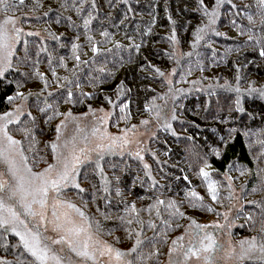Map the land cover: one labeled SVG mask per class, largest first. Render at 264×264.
Listing matches in <instances>:
<instances>
[{"label": "trees", "instance_id": "16d2710c", "mask_svg": "<svg viewBox=\"0 0 264 264\" xmlns=\"http://www.w3.org/2000/svg\"><path fill=\"white\" fill-rule=\"evenodd\" d=\"M255 2L224 0L214 25L220 35L209 33L199 42L195 39V30L207 23L199 0H84L79 15L72 5L79 7L80 0H39L41 6L35 9V0H24V5L11 13L20 19L27 33H38L22 38L17 53L20 60L14 59L15 70L0 80V114L11 109L13 101L8 97H15L17 91L27 97V113L20 118V124H10L8 129L14 138L22 141L25 149L30 138L25 139L18 128L23 125L32 129L34 148L32 152L26 151L30 160L35 155L52 162L50 144L55 141V129L64 115L49 120L51 110L47 114L39 111L46 103L61 114L84 115L89 113V107L110 110L112 125L117 129L152 119L155 115L152 106L157 105L160 120H167L172 126L157 130L143 161L127 154L106 156L102 166L109 182L107 193L103 191L100 173L87 165L78 178L85 191L67 190V199L80 206L88 217L99 220L102 237L121 251L133 246L135 232L141 230V225L135 223L137 219L144 222L141 239L146 243L163 228L161 219H170L171 210L166 209L170 200L175 201L184 217L203 214V209L193 208L186 199L193 190L206 195L203 203L208 202L213 211L220 210L218 200L212 201L206 183L201 182L204 178L199 170L204 168L205 161L210 165L205 171L218 185L235 168L244 173V180H240L245 185L247 202L236 218L232 236L239 240L259 238L260 208L249 202L264 203L261 187L264 145L259 143L264 141V97L258 92L249 94L248 88L250 85L264 88V57L259 55L254 42L248 40L247 30L252 26L245 15L256 11ZM214 3L215 0H204L209 9ZM89 12L93 19L85 32L83 20ZM105 32L108 36L102 35ZM173 33L175 42L170 39ZM24 41H27L26 59ZM72 44L79 46L76 52L79 62L74 57ZM93 44L96 52L92 51ZM36 72L43 74L44 79L35 75ZM170 73L174 76L171 85L167 83ZM237 87L239 93L235 91ZM69 90L73 93L71 100L67 98ZM81 93L91 94V98ZM238 96L242 111L237 110ZM123 104L128 105L126 120L120 119L124 115ZM172 115L176 116L175 120L171 119ZM144 164L149 166L155 187L145 175ZM46 166L41 162L34 170ZM117 187L120 196L116 195ZM253 188L257 190L254 192ZM157 198L165 201L160 206V218L155 211L151 214L148 211ZM133 204L138 217L126 211V205L130 208ZM102 213L109 218L105 219ZM248 214L253 220H246ZM121 216L125 221L132 219L133 224L122 222ZM172 219L180 227L168 230L167 243L157 244L159 255L154 260L159 264H163L170 239L180 234L188 221L180 217ZM149 220L157 229L147 227ZM125 229L132 230V239ZM15 253L11 245L7 249L0 246V257H15Z\"/></svg>", "mask_w": 264, "mask_h": 264}, {"label": "snow or ice", "instance_id": "6c2138e0", "mask_svg": "<svg viewBox=\"0 0 264 264\" xmlns=\"http://www.w3.org/2000/svg\"><path fill=\"white\" fill-rule=\"evenodd\" d=\"M224 0H215L214 5L209 9L204 4V0H199V8L207 23L196 28L194 36L197 42L203 40L209 33L216 32L214 25L219 16V9ZM84 0H80V6L75 4L72 7L79 15L83 9ZM24 5V0H0V80L6 78V75L15 70L14 59L20 60L17 55L18 45L21 40L22 28L18 26L19 20L11 13ZM39 0H35L33 9L40 7ZM95 8V3H92ZM235 7V5H233ZM255 12H246V18L249 25L247 35L248 40L253 41L259 49V55L264 57V0H256ZM71 22V17L68 18ZM93 19L92 12H89L83 20L85 32ZM171 19V18H169ZM257 24L259 30L257 31ZM27 35H38V33H27ZM108 36V33H102ZM58 39V38H57ZM91 41V37H88ZM175 42V33L170 37ZM25 59L27 53V41H24ZM119 47V45H117ZM196 45L194 44L193 47ZM77 44H72V51L75 59L79 62L80 57L76 55ZM139 48V45H134ZM92 51L96 52V46L92 45ZM191 55V53H189ZM63 65V60H61ZM160 76L164 73L156 69ZM43 80V74L36 72ZM52 75L55 77V69H52ZM68 80L67 77L63 78ZM167 79V78H166ZM239 79V77H237ZM71 83V81H68ZM171 85V80H167ZM45 87L47 81L44 80ZM21 85L17 81V88ZM79 87V84L76 85ZM171 91V87H170ZM240 92L239 87L235 89ZM258 92L264 97V88L257 89L249 86L248 93ZM51 95V94H50ZM73 93L67 91V98L71 100ZM81 96L91 98V94L81 93ZM26 100L22 92L17 91L15 97H8L9 101L15 99ZM108 103L112 101L109 99ZM239 96L237 97V110L239 107ZM127 104L121 106V113H124L120 119L126 120L128 113H125ZM51 110L48 119L64 115L65 119L57 125L55 132V141L50 144L52 162L48 163L43 157L33 156L30 160L27 152H32L35 144V137L32 135V129L21 125L18 131L22 132L25 139H29V147L24 148L22 141L15 139L10 133L8 126L10 124H20V116L23 115V104L18 105L14 111L6 112L0 116V239H6L9 233L18 238L14 248L15 261L0 259V264H159L154 257L159 255L156 248L158 243H167L168 230L179 228L180 224L172 219L175 217L189 220L185 228V235H181L172 241L168 249V264H245L246 261L252 264H264V203L250 201L260 208V220L258 231L259 238L252 236L238 242V247L233 245L229 238L227 245L221 244L208 229H218L222 227L219 224L202 225L197 223L191 217H184L176 206L175 201H168L166 209L169 211L170 219H161V228L147 243L141 239L144 222L137 219L135 223L141 225V230L135 232V242L128 251H121L112 244L103 240V228L99 220H94L86 215L82 208L78 207L70 199H67L69 189H76L78 193L85 191L80 186L78 178L81 169L86 165L91 166L94 171H98L103 181V191H109V182L104 175L102 161L106 156L119 155L123 157L127 154L130 157L143 161L139 147L140 141L136 139V126L120 130V135H113L107 131L106 124L110 113L103 109L94 110L89 107V113L95 117V122L91 125L90 131L87 127H81L79 117H74L71 112L61 114L52 104H45V107L39 111L47 114ZM96 111L102 113L96 117ZM151 111L155 112L156 118H161L159 106L153 105ZM31 117V113H28ZM175 120L176 116L172 115ZM34 120V118H33ZM69 121L75 125V134L68 138L63 137V131L67 129ZM148 121H141V124H147ZM164 127L171 129V124L165 120ZM132 133L130 136L129 133ZM175 135V132L172 133ZM264 145V141H259ZM137 145L133 150L132 146ZM215 151V150H214ZM219 155L218 152H216ZM43 162L47 166L40 170L39 164ZM115 167V165H113ZM210 167L205 161L204 168H200L199 175L204 178L207 186V193L212 201H217L220 196L219 185L213 180L205 168ZM145 175L152 180V187H155L156 181L152 178L149 166L144 164ZM264 171V170H261ZM243 174V172L241 173ZM260 176V173H257ZM139 179V177H138ZM187 179V177H185ZM117 182L119 177H116ZM228 188L231 189V178H228ZM261 187L264 189V179L261 181ZM257 189L253 188L255 192ZM116 195L120 196L119 187L116 188ZM233 192L229 191L226 199H233ZM188 203L193 207H199L211 212L213 209L203 203L204 198L199 196L194 190L186 195ZM165 205V201L156 199L148 208L149 214L155 211L157 218L161 217L160 206ZM85 203V207H86ZM236 209V205H232ZM126 211L136 213L135 205H126ZM243 212L240 207L237 215ZM105 219L108 215L102 213ZM138 217V213H136ZM224 219L228 220V213H224ZM119 219L128 225L133 224L132 219L121 216ZM246 220H253L251 214L246 216ZM255 221L253 222V226ZM231 227L232 225H228ZM149 229H157V225L149 220L147 222ZM128 238L132 239V230L125 229ZM111 235V232L107 233ZM229 233V237H230ZM159 237V239H158ZM187 237V244L184 243ZM119 242V238H117Z\"/></svg>", "mask_w": 264, "mask_h": 264}, {"label": "rangeland", "instance_id": "374dc122", "mask_svg": "<svg viewBox=\"0 0 264 264\" xmlns=\"http://www.w3.org/2000/svg\"><path fill=\"white\" fill-rule=\"evenodd\" d=\"M15 18H17L19 20L18 26L20 28H22V30H23L22 35H21V40H22V38L27 34V30H25L24 27L22 26L20 19L18 17H15ZM169 79L171 80V82L173 81V79H174L173 73H170L168 75V80ZM21 104H23V113L24 114L27 113V111L29 109L27 100L22 101L19 98L15 99L13 101L12 107L8 112L14 111L15 108ZM103 110H104V112L110 113V110H106V109H103ZM2 115H4V114H0V116H2ZM23 115H21L20 118ZM95 115H96V117H99L100 115H102V113L99 111H96ZM73 116L81 118L80 119L81 127H87V129L89 131L91 129V125L95 122V117H93V115L90 113H87L84 115H73ZM64 119H65V117L61 121H63ZM147 121H148L147 124H141V122H139L138 124H135V126H136V139H138L141 142L139 147L143 149V151L141 152V155L143 157L145 156L146 151L149 150L150 145L152 143V139L157 134L156 133L157 130L160 127H163L164 122H165V120H162V121L160 119L158 120L155 115L153 116L152 119H147ZM133 125H130L129 127H125V128H131ZM105 126L107 128V131L113 135H120L121 134L120 130L125 129V128H121V129L115 128L112 125L111 115H109L107 124ZM74 134H75V125L73 122L69 121L67 129L63 131V137L68 138ZM129 135L131 136L132 133L130 132ZM136 147H137V145L134 144L132 146L133 150H135ZM234 171L235 172H233L230 175L223 176V178L225 179V182H219L220 183L219 184L220 197L218 199V203L221 205V207H219L220 210L217 212L211 211L214 213V214H211V212L207 211L206 209H203V212H202L203 214L195 213L193 216H190V217L192 219H195L197 221V223L202 224V225H213V224L221 225L222 227H220L218 229L209 228L208 230L213 233V235L216 237V239L219 243L225 244V246H226L228 243V240L230 238L232 244L238 247V242L240 240L236 239L235 237L232 236V231H233L236 223L238 222L236 219L238 216L237 211L240 207L244 208L245 203L247 202V198L245 197V195H246L245 185L241 184V180H240V178L242 180H244V176H243L244 173L241 174L239 172L240 171L239 168H235ZM229 177L231 178V185H232L231 189L228 188V183H229L228 178ZM201 182L204 183V179H201ZM223 183H226V185ZM229 191L233 192L235 198H233L231 200L226 199V197L229 194ZM197 194L203 198L206 196L203 192H201V193L197 192ZM232 205H236L237 208L233 209ZM207 206H208V202H207ZM225 206H227L228 208L225 209ZM78 207H80V206H78ZM224 213H228V220L224 219V215H223ZM86 215H87V213H86ZM198 216H200V218H197ZM188 224H189V220L185 223V226H184L182 232L180 234H176L174 237H172L170 239L168 246H167V249H166V252H165L163 264H168V249L171 246L172 241L181 235H185L184 230L188 226ZM228 225H232V226L229 227ZM229 233L231 234L230 237H229ZM8 236H13V238L8 239V240L7 239H1L0 240V246L7 249V247H9V245H11V250H12V252L15 253L17 250L14 248V245L16 244L18 238L14 237V235L11 233H9ZM101 238L103 240L107 241L109 244H112L110 241L106 240L105 238H103V237H101ZM184 243L187 244V237H186ZM15 258L16 257H5V258L0 257V259H4L7 261H15Z\"/></svg>", "mask_w": 264, "mask_h": 264}]
</instances>
